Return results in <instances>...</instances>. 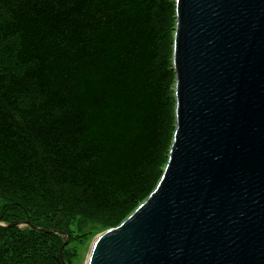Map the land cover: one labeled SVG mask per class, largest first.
Returning <instances> with one entry per match:
<instances>
[{
  "label": "trees",
  "instance_id": "16d2710c",
  "mask_svg": "<svg viewBox=\"0 0 264 264\" xmlns=\"http://www.w3.org/2000/svg\"><path fill=\"white\" fill-rule=\"evenodd\" d=\"M174 24L173 0H0V222L62 232L31 213L60 210L118 226L153 191ZM60 239L0 231V264H60Z\"/></svg>",
  "mask_w": 264,
  "mask_h": 264
},
{
  "label": "water",
  "instance_id": "95a60500",
  "mask_svg": "<svg viewBox=\"0 0 264 264\" xmlns=\"http://www.w3.org/2000/svg\"><path fill=\"white\" fill-rule=\"evenodd\" d=\"M173 2L166 165L85 264H264V0ZM24 227L64 236L28 220L0 223Z\"/></svg>",
  "mask_w": 264,
  "mask_h": 264
},
{
  "label": "rangeland",
  "instance_id": "374dc122",
  "mask_svg": "<svg viewBox=\"0 0 264 264\" xmlns=\"http://www.w3.org/2000/svg\"><path fill=\"white\" fill-rule=\"evenodd\" d=\"M4 199L0 196V208L4 205ZM5 215L13 213L8 209H4ZM31 213L46 221V224L58 227L64 233V236L56 242L55 255L59 251L61 246L65 243L62 250V258L65 263L68 264H85L90 248L95 239L102 233L109 229L115 228V224L108 226H101L93 222L80 220L77 218H68L60 210L53 214L46 215L43 212L32 210ZM122 222V221H121ZM120 222V223H121ZM5 224V222H0ZM118 223V225L120 224ZM64 256V257H63Z\"/></svg>",
  "mask_w": 264,
  "mask_h": 264
}]
</instances>
